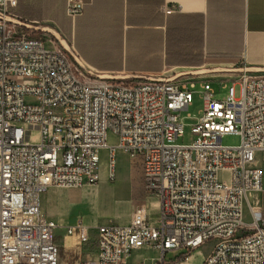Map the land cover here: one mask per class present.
I'll use <instances>...</instances> for the list:
<instances>
[{"label":"built area","instance_id":"obj_1","mask_svg":"<svg viewBox=\"0 0 264 264\" xmlns=\"http://www.w3.org/2000/svg\"><path fill=\"white\" fill-rule=\"evenodd\" d=\"M16 4L0 0V264H62L53 238L60 225L43 213L41 196L51 186L97 182L103 151L112 166L118 148L145 191L160 197L159 223L141 205L129 224L95 234L83 223L68 226L83 245L96 244L97 259L82 264H130L143 247L160 253L150 264H195L194 251L209 241L198 264H264V76L216 78L219 94L226 90L219 98L203 68L130 79L102 73L55 29L15 15ZM83 8L67 0L71 18ZM25 28L50 35L52 46ZM196 87L203 107L192 141L177 143ZM225 135L240 143L224 145Z\"/></svg>","mask_w":264,"mask_h":264},{"label":"crops","instance_id":"obj_2","mask_svg":"<svg viewBox=\"0 0 264 264\" xmlns=\"http://www.w3.org/2000/svg\"><path fill=\"white\" fill-rule=\"evenodd\" d=\"M79 1L83 11L70 21L67 0H17L12 12L54 26L84 62L100 71L157 77L169 68H203L219 72L217 78L224 80L243 72L264 76V0ZM168 5L178 9L165 13ZM99 172L95 183L51 186L41 196L45 216L64 229L62 236L59 227L53 234L62 264L97 259L96 244L83 245L78 233H67L68 226L83 223L95 234L101 225L129 224L141 197L151 223H159L157 194L143 196L137 178H132L130 198H119L129 180L116 181L114 160L111 166L109 159L108 168L101 164ZM198 252L201 258L209 254ZM159 257L158 251L151 263Z\"/></svg>","mask_w":264,"mask_h":264},{"label":"rangeland","instance_id":"obj_3","mask_svg":"<svg viewBox=\"0 0 264 264\" xmlns=\"http://www.w3.org/2000/svg\"><path fill=\"white\" fill-rule=\"evenodd\" d=\"M22 19L27 20V22H32L26 18H22ZM71 19L73 20V18H71ZM38 25L41 27L43 25V27H49V28L56 30V28L52 25L47 26L44 24H40L39 22H38ZM24 31L28 34H32L33 36L45 38L47 41L46 42L47 47L52 46L49 42L50 35H48V34L44 35L43 31L36 30V29H28V28H25ZM61 37L63 39H66L63 35H61ZM78 55L80 56L79 52H78ZM210 67L212 68L213 66H210ZM210 67L208 69H210ZM97 71L102 72V73H106V74L120 75L121 76L120 78H129V79L132 78L131 76H133V75H142V74H136V73L135 74H131V73L127 74V73L104 72V71H100V70H97ZM177 71L178 70L176 68H169L165 72H163L161 75L164 74L166 76H171V75L175 74V72H177ZM204 72L205 73L202 74L201 76H205L207 78H217V76L219 74V72H212L209 70H205ZM125 76H127V77H125ZM143 76H149V75L144 74ZM212 86L218 92L217 96L219 98L225 97L226 90H222V92H220V94H219V90H220V83L219 82L213 81ZM199 91H200L199 88L196 87L195 92L193 93V96H192V98H193L192 99L193 100L192 106H190L189 109L187 111H184V113H183V115L191 114L192 118H186L185 119L184 122H185L186 126L184 129V136L179 137L176 140L177 143L187 144V143H190L192 141V134H191V126L190 125L195 121V117H197L199 115V111L203 107V100L201 98ZM239 92H240V86L237 84L236 85V96H239ZM110 140L112 142H114V140H115L114 136L113 137L110 136ZM222 143L224 145H238L240 143V137L237 135H225L222 138ZM113 160H114L115 168H116V181L121 182L122 180H124L127 183L126 179L129 180L128 183L125 186H123L122 194L119 195V198H122V199H129L130 198L131 187L132 188L134 187L133 183H129L132 178L133 179L137 178L136 181L140 184L139 186L141 188V192L143 193V196H144V194H147V195L151 194V193L145 191V189L142 185V179L140 177L141 174L138 171L137 167L132 162L128 153H126L124 150L118 148L115 150ZM103 163H105L106 167L108 168V163H109L108 156L107 155L104 156L102 154V164ZM130 176H131V178H130ZM74 194L77 195V193H74ZM259 198H261L262 201H264V191L260 194ZM141 205H146V201L143 197L138 199L137 207L141 206ZM148 209H149V207H148ZM245 215H246V220L248 221L249 216H248L247 209L245 211ZM150 217H151V215H150ZM57 232L60 233V235L62 236L64 229L62 227H59ZM212 247H213L212 241H209V242L201 245L196 251H194V255L190 258L189 261L190 262L192 261V263L198 264V262H200L202 259L198 251L200 250L202 252V254H206V253L211 251ZM157 255H158V250H152V249H150V247H143L141 250H139V249L134 250L131 254L129 261L131 264H142V263L150 264L151 258L156 257ZM166 260L167 261H174V260H176V258L172 252H167L166 253Z\"/></svg>","mask_w":264,"mask_h":264},{"label":"trees","instance_id":"obj_4","mask_svg":"<svg viewBox=\"0 0 264 264\" xmlns=\"http://www.w3.org/2000/svg\"><path fill=\"white\" fill-rule=\"evenodd\" d=\"M17 5H18V4H17ZM16 7H17V6H16ZM15 13H16V12H15ZM19 16L22 17V18H26L25 16H22V15H19ZM66 16H67V17H66L67 20H69V21L72 20V19L70 18V16L67 15V13H66Z\"/></svg>","mask_w":264,"mask_h":264}]
</instances>
